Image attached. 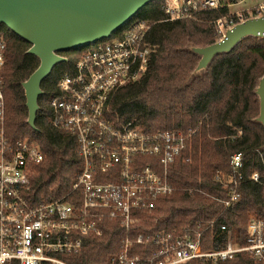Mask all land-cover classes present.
Masks as SVG:
<instances>
[{"label":"trees","instance_id":"obj_1","mask_svg":"<svg viewBox=\"0 0 264 264\" xmlns=\"http://www.w3.org/2000/svg\"><path fill=\"white\" fill-rule=\"evenodd\" d=\"M161 3L150 2L134 16L150 24L147 40L154 51L144 74L111 95L105 113L114 123L132 122L145 132L173 129L190 136L168 167L172 193L158 197L152 208L137 212L140 220L132 226L130 236L142 235L146 240L158 231H179L200 223L208 226L204 250L224 245L221 225L239 244H245L249 219L264 222V127L253 120L258 114L254 87L264 72V38L243 39L229 53L215 56L205 72L189 78L199 57L187 47L215 42V22L228 21L232 15L223 7L199 11L194 18L167 21ZM129 23L113 35L122 33ZM0 35L5 43V135L10 140L34 141L44 154L27 199L36 205L61 198L80 171L81 160L74 137L51 125L49 101L57 94V80L72 72L79 53L59 52L66 60L54 65L41 82L43 93L38 97L39 110L32 129L26 122L21 83L37 68L39 60L27 53V43L3 25ZM237 153L242 155V177L237 199L226 208L220 200L228 198V190L215 176L225 179L229 175L231 158ZM252 172H257L258 182L249 178ZM102 226L100 236L83 238L81 252L71 263L105 264L119 252L123 228L111 220ZM136 249L144 256L153 251L146 245ZM182 264H264V256L253 258L239 252L224 261L191 260Z\"/></svg>","mask_w":264,"mask_h":264},{"label":"built area","instance_id":"obj_2","mask_svg":"<svg viewBox=\"0 0 264 264\" xmlns=\"http://www.w3.org/2000/svg\"><path fill=\"white\" fill-rule=\"evenodd\" d=\"M242 1L162 0L160 7L165 20L175 21L194 18L202 10H229ZM248 12L254 17L264 15V1ZM229 13L227 28L248 18L239 11ZM222 23L218 19L215 25L221 29ZM149 29L143 20H130L122 33L85 46L72 72L57 80V94L49 101L51 125L74 137L81 168L65 196L36 205L30 204L26 193L39 175L44 154L34 141L10 140L5 135V43L0 35V264H73L83 238L100 236L106 220L118 222L124 238L119 252L105 264L216 262L239 252L253 258L264 256V222L256 218L247 223L245 244H239L221 225L219 232L225 239L219 249H203L208 226L200 223L179 231H158L146 240L142 235L130 236L140 220L137 212L172 193L168 167L190 136L173 129L145 132L132 122L114 123L106 116L111 95L137 81L147 69L154 51L147 40ZM230 165L225 179L215 176L228 190V198L220 200L226 208L238 197L242 155L234 154ZM249 178L259 181L257 172ZM140 245L153 247L151 255L140 254L136 249Z\"/></svg>","mask_w":264,"mask_h":264},{"label":"water","instance_id":"obj_3","mask_svg":"<svg viewBox=\"0 0 264 264\" xmlns=\"http://www.w3.org/2000/svg\"><path fill=\"white\" fill-rule=\"evenodd\" d=\"M153 1L156 0H0V25L27 43V53L39 60L37 68L21 83L26 122L32 129L39 110L38 97L43 93L41 82L54 65L66 60L59 52L73 51L109 37ZM247 37L264 38V15L226 28L222 38L215 42L188 46L199 57L189 78L205 72L215 56L229 53ZM254 93L258 114L253 120L264 127V72Z\"/></svg>","mask_w":264,"mask_h":264},{"label":"rangeland","instance_id":"obj_4","mask_svg":"<svg viewBox=\"0 0 264 264\" xmlns=\"http://www.w3.org/2000/svg\"><path fill=\"white\" fill-rule=\"evenodd\" d=\"M264 0H244L238 4H234L229 8V12H233V11H239L241 12L244 16L250 18V17H254L253 13H249L248 11L253 9L254 6L258 5L259 3L263 2ZM133 20V18L131 19ZM225 20H223L222 23V28L219 29L216 25L214 27V33L216 34L217 38L216 40H219L220 38H222L225 29L227 28L225 26ZM87 47L83 48H77L76 50H73L72 52L78 53L79 51H85Z\"/></svg>","mask_w":264,"mask_h":264}]
</instances>
